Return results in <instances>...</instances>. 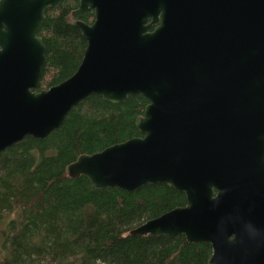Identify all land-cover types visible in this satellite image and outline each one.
<instances>
[{
    "label": "water",
    "instance_id": "1",
    "mask_svg": "<svg viewBox=\"0 0 264 264\" xmlns=\"http://www.w3.org/2000/svg\"><path fill=\"white\" fill-rule=\"evenodd\" d=\"M62 1L0 0V154L46 139L90 96L143 97L142 137L81 155L68 175L129 193L170 185L187 205L130 235L210 244L208 264H264V0H80L81 64L37 91L38 33Z\"/></svg>",
    "mask_w": 264,
    "mask_h": 264
},
{
    "label": "trees",
    "instance_id": "2",
    "mask_svg": "<svg viewBox=\"0 0 264 264\" xmlns=\"http://www.w3.org/2000/svg\"><path fill=\"white\" fill-rule=\"evenodd\" d=\"M80 0H63L45 13L38 36L46 65L37 91L70 78L81 64L87 42L74 27ZM91 12L83 21L94 22ZM148 101L130 96L121 104L90 96L46 139L28 136L0 154V264H208L210 244L189 243L184 235L134 237L135 227L185 207L184 193L149 184L129 193L95 189L72 179L67 167L131 138L142 137L136 121Z\"/></svg>",
    "mask_w": 264,
    "mask_h": 264
},
{
    "label": "rangeland",
    "instance_id": "3",
    "mask_svg": "<svg viewBox=\"0 0 264 264\" xmlns=\"http://www.w3.org/2000/svg\"><path fill=\"white\" fill-rule=\"evenodd\" d=\"M7 225V222H0V251H2V246H3V236H2V232L5 230Z\"/></svg>",
    "mask_w": 264,
    "mask_h": 264
},
{
    "label": "flooded vegetation",
    "instance_id": "4",
    "mask_svg": "<svg viewBox=\"0 0 264 264\" xmlns=\"http://www.w3.org/2000/svg\"><path fill=\"white\" fill-rule=\"evenodd\" d=\"M72 17V16H71ZM84 18V17H83ZM83 18H82V20H83ZM73 21V20H72ZM89 25H91V24H89Z\"/></svg>",
    "mask_w": 264,
    "mask_h": 264
}]
</instances>
